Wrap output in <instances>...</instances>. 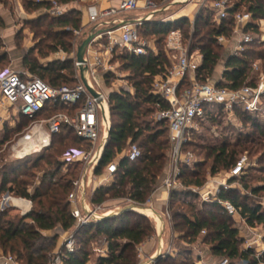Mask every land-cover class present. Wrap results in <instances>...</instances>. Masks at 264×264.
<instances>
[{
    "label": "trees",
    "instance_id": "16d2710c",
    "mask_svg": "<svg viewBox=\"0 0 264 264\" xmlns=\"http://www.w3.org/2000/svg\"><path fill=\"white\" fill-rule=\"evenodd\" d=\"M57 1L69 5L75 0ZM154 1L164 5L157 0ZM213 1L210 0V2ZM235 1V7L230 11L231 16L220 26L214 22L213 10L201 11L192 24L186 17L164 22L163 19L169 16V9L152 20L146 21L140 27V35L146 39H153L158 53L151 52L147 55L126 53L120 56L124 69L132 73L134 93L122 90L110 94L111 131L101 160L94 169V175H104L106 167L113 161L117 162V172L111 182L93 191L91 196L93 205H102L109 199H129L138 204L147 202L167 171L170 151L169 137L165 135L168 133L166 122L159 120L156 123L157 127H153L152 121L145 118L154 111L168 107L160 96L152 93L155 77L165 74L171 66L164 52L167 34L173 29L180 28L187 40L185 36L187 27L192 31V39L199 38L196 43L193 41L190 50L201 52L203 61L198 70V78L206 82L212 78L221 59L220 49L222 50L223 46L218 43L217 38L222 35L227 37L232 35L234 26L232 14L245 9L252 12L255 19L264 18L263 0ZM30 5L34 6L35 10L50 6L48 0L34 1ZM68 14L67 17L66 15L54 17L48 24L41 23L42 18H40V21L33 25L38 37L52 39L48 48L53 52L60 49L68 53L73 51L74 39H71L72 37L68 39V36H73L74 30L82 28V13L75 8ZM71 14H76V17H71ZM204 27L207 28L205 32H203ZM5 59L6 54L0 55V62ZM257 60H260L264 67V43L250 44L240 56L229 55L220 85L234 89L242 87L251 75L252 63ZM25 64L28 65L32 74L38 75L54 87L74 86L77 83L72 59L55 60L46 66L37 61L28 62L27 60ZM5 67L8 66H0V69ZM105 75V80L108 81L109 76ZM74 110L75 108L71 109L72 112ZM58 111H67V107L58 105L41 116H48ZM237 115L243 123L249 125L245 138L250 139L253 135L257 138L264 137V116L261 119L260 114H249L242 109L237 111ZM20 117L21 121L16 129L7 130L4 133V138L0 140V149L4 143L29 124L27 118ZM213 121H216V118L211 119L210 122ZM245 142L239 140L236 144L230 145L227 141H223L220 145L207 147V155L214 157L211 172L216 174L221 169L229 170L239 159L236 157L235 146L240 147ZM131 144H137L143 153L136 161H130L125 157V151ZM189 144L191 143L184 145V150H187ZM89 148L90 144L78 137L73 129L63 126L60 133L52 137L51 145L44 151L1 166L0 197L3 193L10 192L14 196L30 199L37 209L27 215L20 213L13 215L9 208L0 210V250L12 253L28 264H47L51 253L56 248L57 236H50L45 232L52 231L56 227L70 230L76 225L67 200L73 189V181L81 177L84 169L79 164L69 165L66 168L67 163L60 158L70 150ZM202 166L200 162L195 164L196 168L193 170H189L186 165L182 166L180 182L185 189L182 191L175 189L170 195V201L173 203L170 206L171 210L175 201L187 206L192 214L188 215L183 211L172 214V217L179 219L175 228L182 233V239L193 243L205 231L203 241L210 243L213 255L228 259L230 264H236L237 260H240L242 264L264 263V253L257 255L252 249L240 248L243 238L239 230L235 228L233 217L224 211L219 202H211L210 206L213 210L196 213L195 205L187 200L189 196H198L189 189L191 186H202L205 183L206 178L200 169ZM28 169L32 170L30 175H28V172L30 173ZM37 169H41L39 171L41 173H38ZM65 169L67 173L61 175L62 170ZM77 171L78 177H76ZM245 175L240 179L230 178L229 183L237 180L245 182ZM245 187L249 188L247 184ZM250 190L254 198L256 195L264 196V187L252 186ZM218 198L231 201L250 224L264 227V208L259 202L255 203L253 199L251 203L248 202L247 195L230 187H222ZM156 232L157 226L153 223V219L134 211L122 212L105 220L93 221L77 230L78 248L66 259L65 264H88L91 258L88 245L93 239L103 240L104 249H106V255H99L95 264H137L139 245ZM178 254H183V251ZM167 258L171 259L170 256ZM162 262L163 260L158 259L154 264H162Z\"/></svg>",
    "mask_w": 264,
    "mask_h": 264
},
{
    "label": "built area",
    "instance_id": "2783aa9c",
    "mask_svg": "<svg viewBox=\"0 0 264 264\" xmlns=\"http://www.w3.org/2000/svg\"><path fill=\"white\" fill-rule=\"evenodd\" d=\"M40 1L43 0H37V2ZM48 1L53 4L51 12L55 17H60L65 13V4L57 0ZM80 1L84 3L83 15L87 17L91 28L89 30L77 29L74 33L77 37L83 38L90 33H96V35L87 47L85 63L78 62L77 49L70 54H63V60H73L77 80L74 86L54 87L40 77L25 71H18L10 66L0 69V109L5 105L8 106V110L15 108L20 116L29 120L26 128L2 145L1 151L8 149L11 160L24 159L29 155L44 151L51 145L52 137L60 133L63 126H68L75 131L78 137L87 141L90 148L70 150L60 160L67 163L66 168L69 165L79 164L85 170L90 165L88 180L90 177H95L94 169L103 155L102 144L111 126L110 94L106 93L101 86V77L112 68L110 58L117 46L136 55L158 53L155 41L140 35V27L146 21L168 11L170 7L160 5L154 0H108L111 4L107 7L103 6L104 0ZM235 5V0H214L212 2L214 22L217 26L222 25L223 21L231 16L230 11ZM161 9L164 10L152 15ZM139 11H141L140 14ZM135 13L138 15L132 19L126 17ZM232 15L234 22L232 35L230 37L222 35L217 38L218 43L227 48L229 55L240 56L250 44L264 43V18L255 19L253 13L245 9L234 12ZM163 21L172 20L168 16ZM164 52L171 66L165 74L155 77L152 93L160 96L168 105L166 109L157 110L156 114L158 121H165L168 129L170 142L168 167L164 178L153 190L147 202L140 204L153 208L159 200L158 191L167 193V202H169L173 190L185 189L180 182L182 166L193 167L196 164L195 155L191 151L184 150V145L191 139V130L221 115L232 119L239 109L249 114H264V67L260 60L252 63L251 75L246 83L234 89L220 85L223 78L208 79L206 82L199 80L198 70L203 56L199 50H190L180 28L173 29L167 34ZM84 66L88 67L85 77L89 86L99 93V97L90 93L81 78V67ZM58 105L66 106L67 111L41 116ZM72 108H75L74 112L71 111ZM6 118H11L9 111L7 115H2L0 112V123ZM142 154L137 144H131L125 151V157L130 161L138 160ZM250 165L249 155L244 153L226 172V179L223 178V173L210 172L202 186H191L189 189L204 201L219 202L224 211L235 218L237 222L235 228L239 230L243 238L242 248L252 249L257 255H261L264 253L262 246L264 227L250 224L248 219L242 216L240 209L231 201L218 198L222 187H230L229 179H240L247 173ZM116 172L117 162L113 161L106 167L104 182H111ZM258 187H264V183ZM83 191L82 179H75L67 201L76 225L57 249L51 253L47 264H65L66 259L78 248L77 230L97 221L102 215L116 211H104L102 205L87 207L85 204L83 207ZM17 201H22L23 204H18ZM122 203L126 206L132 203L138 204L129 199H120L116 208L118 209ZM261 204L264 203L261 202ZM9 207L18 209L21 215L35 211L30 199L5 192L0 197V210ZM162 215L171 218L168 209ZM155 219L158 223L160 222L159 219ZM157 228L159 231L160 223ZM202 234L205 235V231ZM101 254L106 255V249H101ZM0 264L28 263L12 253L0 250ZM217 264H229V260L222 259Z\"/></svg>",
    "mask_w": 264,
    "mask_h": 264
},
{
    "label": "rangeland",
    "instance_id": "374dc122",
    "mask_svg": "<svg viewBox=\"0 0 264 264\" xmlns=\"http://www.w3.org/2000/svg\"><path fill=\"white\" fill-rule=\"evenodd\" d=\"M34 1L36 2L37 0H1L0 5H2L1 7L7 11L8 15L6 20L2 16H0V55L6 54V59L0 62V66H10L19 68L21 67V65L23 66L22 63L24 60H27L28 62L37 61L39 64H41L46 63L50 58L54 59L55 57H57L58 52L60 54V50L62 49L56 52L51 51L48 46L52 43V39L44 36L38 37L35 33L36 30L33 27V25H35L37 21H40V18H42L41 23L48 24V22L55 17L51 12V6L53 4L49 1L50 6H48L47 8L45 7L39 10H35L34 6L30 5V3L33 4ZM157 1L160 3H164V5L171 4V8L168 12V15L174 16V20L183 18L185 16L184 14L183 16H177V14L183 12L188 13L186 18L189 19L191 24L195 22L196 17L199 13H201V11L206 12L207 10H212V2H210V0ZM65 5V13L62 16L66 15L67 17V15L69 16V11L75 8L79 9L82 13L81 27H83V25H85V22L82 17L84 3L80 0H75L73 4ZM71 17H76V14H71ZM85 20L88 22L87 17H85ZM206 30L207 28L204 27L203 32H205ZM191 33V29L186 27L185 36L187 40L185 41L190 48L191 44H193V41L196 43L197 39H199H192ZM68 37V39H70L71 37V39H74L75 44L73 45V51L76 50L82 42V40H80L81 38L77 36L75 37L74 33L73 36ZM160 47H162V45ZM225 49L226 52L224 53ZM126 53H129L126 49H122L118 46L115 48V52L110 58V66L112 68L106 72V74H108L109 76L108 81L105 80L106 75H104L103 78L101 77L103 79V85L101 86L106 93L110 94L111 92H120L122 90L132 91L134 93V87L131 81L132 73L124 69V63L120 57L122 54ZM220 54L221 59L219 60L215 68L211 80H217L222 75V71L225 68L226 59L229 56L227 48L225 46H223L222 50L220 49ZM156 114L157 111H154L153 113L148 114L145 117L149 119V121H152L151 125L153 127H157L156 123L158 119L156 118ZM260 116L262 119L264 114H260ZM248 127L249 125L243 123L241 121V118L238 117V115H236L232 119L221 115L219 118L216 119V121L203 124L202 126L191 130V139L188 141V143L191 144L187 146V150L185 151H191L195 155L196 163L200 162L203 164L200 169L204 177L207 178L208 174L211 172V167L214 163V157H209L207 155V147H214L216 145H220L223 141H227L230 145L236 144V141L239 140L241 142L246 141L245 144L240 147L235 146V149L237 151V159L241 156V154L243 155L244 153H247L250 158L251 165L248 167L247 173L245 175L246 181L241 182L237 180L233 181L231 184L229 183L228 185H230V188H234L240 191L241 193L247 195L249 197L248 202L251 203V199H253L255 203L259 202L261 204V202L264 203V196L256 195V198H254V194H252L250 189L252 186L258 187L261 183H264V137L257 138L256 135H253L250 139L247 137V140L244 135L249 130ZM165 135L169 136L168 133H166ZM11 161L13 160H11L9 157V150L7 149L1 151L0 149V168L2 165L8 162L10 163ZM195 168L196 167L194 165L193 167H189V170H193ZM28 170H30V173L28 172V175H30L32 173V170ZM36 171H38V173H41L39 172L41 171V169H37ZM227 171V169H221L218 173H223V178L226 179ZM66 173V170H62L61 175H64ZM78 176L79 172L77 171L76 177ZM103 176L104 175L95 176L93 177V179L96 182H99L100 179L104 178ZM245 184H247L249 188H246ZM90 190L91 189L87 190L88 195H90ZM119 200L120 199H109L104 204H102V206H112V208H115L118 206ZM187 200L192 201L193 205H195L197 211L196 213L213 210V208L210 206L211 201H204L200 196H189ZM172 204L173 203L169 199L167 209L171 218L163 216L165 220V230L163 236H166L165 242L168 243L169 241L171 243V246L169 248L163 247L162 254L158 257V259L163 260L162 264H182L186 261H188L187 264L219 263L222 259L212 254L209 242L204 243V234H201V236L193 243H189L188 241L182 239V233L175 228V224L179 222V219H175L174 217H172V214H174L176 211H183L185 213H188V215L192 214L187 206L175 201L171 210L170 206ZM263 205L262 207L264 208ZM125 206L126 204L122 203L118 209H122ZM9 209L11 210V213L13 215L20 213L19 210L14 207H9ZM35 209L37 208L35 207ZM118 209L116 208L115 210ZM155 209L161 214L162 212H166V206H160V204L157 203L155 205ZM103 210L105 211V209ZM143 215H146L150 219H153V223H155L156 226L160 223L156 221L154 217L155 215ZM233 219L234 225H237L235 218ZM71 231L72 229L64 230L61 227H56L52 231L45 232V234L50 236H57V244L56 248H54V250H56L60 243H62L64 238L69 235ZM104 246V241L101 239H93L89 243L88 249L91 258L88 264L96 263L97 257L99 255H102L101 249H104ZM242 247L243 245L241 244L240 248L243 249ZM158 249L159 231L157 228V232L151 238L146 239L142 244L139 245L137 264L146 263V261L155 256V254L158 252ZM180 251H183V254H178ZM151 254H154V256H151ZM168 256H170L171 259H168ZM235 262L236 264H242L240 260H237Z\"/></svg>",
    "mask_w": 264,
    "mask_h": 264
},
{
    "label": "crops",
    "instance_id": "0c3cea01",
    "mask_svg": "<svg viewBox=\"0 0 264 264\" xmlns=\"http://www.w3.org/2000/svg\"><path fill=\"white\" fill-rule=\"evenodd\" d=\"M186 1V0H185ZM111 3L108 1V0H104L103 1V6L104 7H107V6H109ZM2 5H0V16H2L5 20H6V18H7V15H8V13H7V11L5 10V9H3L2 7H1ZM171 8V7H170ZM83 11V10H82ZM139 14L141 13V11H139L138 12ZM138 13L136 14H130V15H127L126 17L127 18H129V19H132V18H134V17H136L137 15H138ZM183 14L185 15L184 17H186L187 15H188V13H186V12H183V13H179V14H177V16H183ZM132 16H134V17H132ZM122 18H123V16H122ZM83 20H84V24L85 25H83V27L82 28H84L85 30H89L90 28H91V25L85 20V17H84V15H83ZM170 20H174V16H170ZM79 38H81V40L83 41L85 38H83V37H79ZM82 43V42H81ZM74 44H75V41H74ZM78 48V47H77ZM61 52H60V54H59V52L57 53L58 54V56L57 57H55L54 59L52 58H50V59H48V61L46 62V63H41L42 65H44V66H46V65H48L50 62H52V61H55V60H60V61H64L63 59H62V57H63V54L64 53H67L66 51H64V50H60ZM227 52H229V51H227ZM67 60V59H66ZM73 61V60H72ZM23 66L21 65V67H19V68H16V67H12V68H14V69H16V70H18V71H25V72H27V73H29V74H31V75H34V74H32L31 72H30V70H29V67H28V65L27 64H25V60L23 61ZM73 65H74V63H73ZM74 70H75V67H74ZM224 70H225V68H224ZM224 70L222 71V75H223V72H224ZM222 75L218 78V79H221L222 78ZM102 78H103V76H102ZM217 79V80H218ZM103 79H101V85H103V81H102ZM7 105H5V107L4 108H1L0 109V112H1V114L2 115H7V113H8V111H9V114H10V116H11V118L10 119H8V118H6L5 120H4V122H1L0 123V140L1 139H3L4 138V133L8 130V131H13V130H15L16 129V127L19 125V123H20V121H21V117H20V115H19V113H18V111L15 109V108H10L9 110L7 109ZM12 139V138H11ZM10 141V140H9ZM8 142V141H7ZM84 172H85V170L83 169V174H82V177H80L81 179L83 178V175H84ZM166 174V173H165ZM89 177V176H88ZM164 178V177H163ZM103 184H106V182H104V178L103 179H100L99 180V182H96L94 179H93V177H90L88 180H87V190L88 189H91L90 190V195H88V192L86 193V201H85V203L82 201V205H83V207H84V204H86L87 205V207H91V206H93V204L91 203V196H92V193H93V191L97 188V187H99V186H101V185H103ZM157 197L159 198V200L157 201V204H160V206H166V210H167V204H168V202H167V194L166 193H163V192H160V191H158L157 192ZM103 208L105 209V211H112V210H115L116 209V207L115 208H112V206H103ZM162 213H165V212H162ZM165 239H166V236H163V243H162V245H163V247L165 248V247H170L171 246V243L168 241V243L167 242H165ZM262 246H263V248H264V242L262 243ZM147 254V253H146ZM151 256H154V254H151ZM147 262V261H146ZM145 264V263H144Z\"/></svg>",
    "mask_w": 264,
    "mask_h": 264
},
{
    "label": "water",
    "instance_id": "95a60500",
    "mask_svg": "<svg viewBox=\"0 0 264 264\" xmlns=\"http://www.w3.org/2000/svg\"><path fill=\"white\" fill-rule=\"evenodd\" d=\"M170 5H168L167 7H170ZM164 9H161L159 11H156L154 13H152V15H155L161 11H163ZM96 33H90L83 41L82 43L78 46L77 48V60L78 62H81V63H85V53H86V50H87V47L89 46L90 42L92 41V39L95 37ZM88 70V67L84 66V67H81V78L83 80V82L85 83V85L87 86L88 90L90 91V93L95 96V97H99V93L97 91H95L94 89H92L90 86H89V83L85 77V72ZM111 94V93H110ZM110 131H111V126L108 130V133H107V136L105 137V140L102 144V149L101 151L103 152L106 145L108 144V139H109V135H110ZM89 169H90V165L87 166V168L85 169V172H84V175H83V178H82V183H83V188H84V191H83V195H82V201L85 203L86 201V182H87V176H88V172H89ZM85 206V204H84ZM127 211H134V212H138V213H142V214H146V213H149V214H152L153 216L155 215L159 220H160V230H159V249H158V252L155 254L154 257H152L151 259H149L145 264H152L154 263L158 257L162 254V249H163V235H164V230H165V220H164V217L161 213H159L155 208L153 207H150V206H145V205H140V204H129L125 207H123L122 209H118L116 211H113L109 214H105V215H102L98 218V220H105L109 217H112V216H115V215H118L122 212H127Z\"/></svg>",
    "mask_w": 264,
    "mask_h": 264
},
{
    "label": "bare ground",
    "instance_id": "6f19581e",
    "mask_svg": "<svg viewBox=\"0 0 264 264\" xmlns=\"http://www.w3.org/2000/svg\"><path fill=\"white\" fill-rule=\"evenodd\" d=\"M183 1H185V0H183ZM166 194H167V193H166ZM167 195H168V194H167ZM17 203H18V204H23L22 201H17ZM148 215H152V214H149V213H148ZM155 218H157V217L155 216ZM157 219H158V218H157Z\"/></svg>",
    "mask_w": 264,
    "mask_h": 264
}]
</instances>
